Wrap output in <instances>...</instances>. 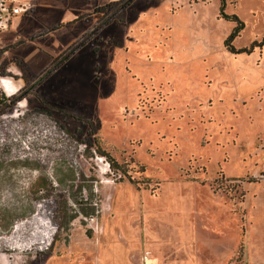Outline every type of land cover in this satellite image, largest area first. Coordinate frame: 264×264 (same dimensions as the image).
Returning a JSON list of instances; mask_svg holds the SVG:
<instances>
[{"label":"rangeland","instance_id":"rangeland-1","mask_svg":"<svg viewBox=\"0 0 264 264\" xmlns=\"http://www.w3.org/2000/svg\"><path fill=\"white\" fill-rule=\"evenodd\" d=\"M124 1L54 58L0 50V264H264V0H224L235 53L219 0Z\"/></svg>","mask_w":264,"mask_h":264},{"label":"crops","instance_id":"crops-1","mask_svg":"<svg viewBox=\"0 0 264 264\" xmlns=\"http://www.w3.org/2000/svg\"><path fill=\"white\" fill-rule=\"evenodd\" d=\"M111 1L12 0L14 4H26L29 10L14 17L9 27L0 32L2 56L18 57L27 64L36 62L35 57L43 60L54 58L53 48L64 43L73 45L82 38L88 29L84 24L90 18L95 19L96 9L104 8Z\"/></svg>","mask_w":264,"mask_h":264},{"label":"trees","instance_id":"trees-1","mask_svg":"<svg viewBox=\"0 0 264 264\" xmlns=\"http://www.w3.org/2000/svg\"><path fill=\"white\" fill-rule=\"evenodd\" d=\"M132 2V0H125L123 3H121L120 9H125L128 5H130V3ZM223 9H224V0H219V15L223 17V19H227L230 21H233L236 23L237 27L233 30V32L227 37V39L224 41V47L225 49H228L231 52H236L232 47H231V42L233 41V39L238 35L239 31H241L243 29V23L234 15L231 16H227L223 13ZM63 58L60 59V61ZM59 61V60H58ZM58 61H55L52 66L49 68V70H52L58 63ZM47 70L44 74L46 75L48 73ZM8 102V100H5L3 97H1L0 99V108H2V105H4V103ZM6 106V105H5ZM97 153L99 156H103L106 158L108 165H109V169L114 172V173H118L119 177H121L122 179L127 180L130 183H133V180L130 178V176L127 174V171L124 169V167L122 165H120L115 159H113L112 157H110L108 154H104L102 152H100L98 150V148L96 149ZM143 171V170H142ZM55 179L56 182L58 184H63L64 182H66V180H64L63 178L59 177L56 173L55 175ZM70 180V179H69ZM72 181H74L73 179H71ZM45 185L47 184H42L41 180L38 179L34 185V187L36 188L37 191H43L44 189H46ZM73 197H75L76 195H72ZM73 212L74 214L72 215H68L66 208H62L61 211L64 212L63 216H62V223L60 225V227L63 226V224H66L72 220H74L75 218H77L78 216L84 217V218H95L98 215V211L95 208L96 205L99 204V202H93V198H80V199H75L73 198ZM94 203V204H93ZM66 206V205H65Z\"/></svg>","mask_w":264,"mask_h":264},{"label":"built area","instance_id":"built-area-1","mask_svg":"<svg viewBox=\"0 0 264 264\" xmlns=\"http://www.w3.org/2000/svg\"><path fill=\"white\" fill-rule=\"evenodd\" d=\"M29 10V6L26 4H14L12 0H0V32L6 30L9 27L11 20L20 15L26 14ZM6 79H0V89L4 86L9 85ZM1 99V98H0Z\"/></svg>","mask_w":264,"mask_h":264}]
</instances>
